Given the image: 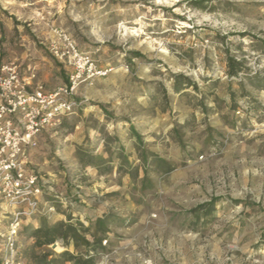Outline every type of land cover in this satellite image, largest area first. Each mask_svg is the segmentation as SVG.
I'll return each mask as SVG.
<instances>
[{
    "label": "rangeland",
    "instance_id": "374dc122",
    "mask_svg": "<svg viewBox=\"0 0 264 264\" xmlns=\"http://www.w3.org/2000/svg\"><path fill=\"white\" fill-rule=\"evenodd\" d=\"M57 31L109 72L28 154L45 190L18 262L264 264V0H0V66L69 84ZM7 216L0 200V264ZM58 222L90 244L37 247L33 230Z\"/></svg>",
    "mask_w": 264,
    "mask_h": 264
},
{
    "label": "built area",
    "instance_id": "2783aa9c",
    "mask_svg": "<svg viewBox=\"0 0 264 264\" xmlns=\"http://www.w3.org/2000/svg\"><path fill=\"white\" fill-rule=\"evenodd\" d=\"M55 36L49 50L71 69L69 84L49 90L34 84V75L27 77L15 61L0 66V200L9 219L1 264H20L18 238L24 220L42 207L45 187L29 166L28 154L38 146L43 132L74 112L79 86L109 72L81 52L71 36L60 31Z\"/></svg>",
    "mask_w": 264,
    "mask_h": 264
},
{
    "label": "trees",
    "instance_id": "16d2710c",
    "mask_svg": "<svg viewBox=\"0 0 264 264\" xmlns=\"http://www.w3.org/2000/svg\"><path fill=\"white\" fill-rule=\"evenodd\" d=\"M229 65V74L233 76H238L241 70L244 67L243 61H238L235 57H228ZM149 155L153 158V162L157 163L164 172L168 173L173 171V165L161 159L159 156L148 154L147 152L143 153V161L146 164H150ZM148 168H145V174L147 175ZM32 237L35 240V245L37 247L49 246L56 243L59 240H62L64 243H67L71 240L77 247L80 245L88 246L89 241L83 237L78 229L68 223L58 222L54 225L43 224L41 227L33 230ZM48 255L44 254L41 258H36V264H53L52 261H48ZM70 261L73 264H95V260L90 256L89 252H86L85 255H71Z\"/></svg>",
    "mask_w": 264,
    "mask_h": 264
},
{
    "label": "bare ground",
    "instance_id": "6f19581e",
    "mask_svg": "<svg viewBox=\"0 0 264 264\" xmlns=\"http://www.w3.org/2000/svg\"><path fill=\"white\" fill-rule=\"evenodd\" d=\"M126 32L128 33V32H130V33H135V32H137V30H131V31H129V29L127 28L126 29ZM57 245V244H56ZM58 251H62L63 250V248L62 247H60V246H57V248H56Z\"/></svg>",
    "mask_w": 264,
    "mask_h": 264
},
{
    "label": "crops",
    "instance_id": "0c3cea01",
    "mask_svg": "<svg viewBox=\"0 0 264 264\" xmlns=\"http://www.w3.org/2000/svg\"><path fill=\"white\" fill-rule=\"evenodd\" d=\"M34 84H36V83H34Z\"/></svg>",
    "mask_w": 264,
    "mask_h": 264
}]
</instances>
